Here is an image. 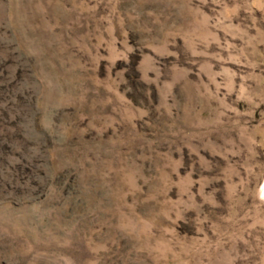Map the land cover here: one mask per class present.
<instances>
[{
    "label": "rangeland",
    "instance_id": "374dc122",
    "mask_svg": "<svg viewBox=\"0 0 264 264\" xmlns=\"http://www.w3.org/2000/svg\"><path fill=\"white\" fill-rule=\"evenodd\" d=\"M0 264H264V0H0Z\"/></svg>",
    "mask_w": 264,
    "mask_h": 264
}]
</instances>
